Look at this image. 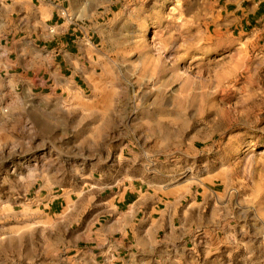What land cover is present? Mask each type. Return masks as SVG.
<instances>
[{"label": "rangeland", "instance_id": "rangeland-1", "mask_svg": "<svg viewBox=\"0 0 264 264\" xmlns=\"http://www.w3.org/2000/svg\"><path fill=\"white\" fill-rule=\"evenodd\" d=\"M64 2L99 37L79 91L0 87V264H264V8L247 23L221 0ZM134 159L161 168L156 181L210 173L215 192L154 247L113 251L105 172Z\"/></svg>", "mask_w": 264, "mask_h": 264}, {"label": "crops", "instance_id": "crops-1", "mask_svg": "<svg viewBox=\"0 0 264 264\" xmlns=\"http://www.w3.org/2000/svg\"><path fill=\"white\" fill-rule=\"evenodd\" d=\"M221 1L222 10H231L229 8L234 6L231 11L241 12L247 23L245 12L250 16L264 8V0ZM64 7V0H12L8 13L0 14V87L11 91L27 88L30 95L69 94L83 88L90 72L83 49L85 43L93 47L99 36L96 33L81 35L80 24L66 16ZM126 158L122 156L116 167H122ZM109 171L105 174L116 177L105 188L111 192L106 207H110L112 213L99 235L111 244L113 251L129 242L154 247L158 233L175 234L192 212L203 218L208 208L198 200L199 195L205 188L215 192L211 184L206 183L211 179L210 173L204 182L192 178L156 181L163 170L150 160L134 159L131 167L117 169L116 174ZM65 199L63 196L53 198L48 203L49 211L58 212Z\"/></svg>", "mask_w": 264, "mask_h": 264}]
</instances>
